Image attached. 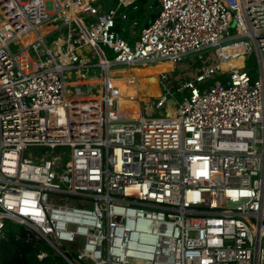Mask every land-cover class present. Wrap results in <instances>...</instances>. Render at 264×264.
<instances>
[{"label": "built area", "instance_id": "obj_1", "mask_svg": "<svg viewBox=\"0 0 264 264\" xmlns=\"http://www.w3.org/2000/svg\"><path fill=\"white\" fill-rule=\"evenodd\" d=\"M99 1L0 0V243L12 223L68 264H264V0H157L134 40L137 0ZM161 63L160 95L122 115L112 67Z\"/></svg>", "mask_w": 264, "mask_h": 264}, {"label": "bare ground", "instance_id": "obj_2", "mask_svg": "<svg viewBox=\"0 0 264 264\" xmlns=\"http://www.w3.org/2000/svg\"><path fill=\"white\" fill-rule=\"evenodd\" d=\"M232 3V0H227ZM1 12V10H0ZM78 9L72 7L67 11V16L72 19L77 17ZM6 20L0 21V28L5 24ZM52 21L46 20L38 28L41 35H45L52 30ZM36 38L35 32H28L21 41L23 44L28 45ZM60 45V42H58ZM55 46H53V49ZM228 51V50H227ZM233 66H242V59H237L231 62ZM226 67V64H224ZM171 69V64L161 63L156 66H146L143 68H134L121 70L117 72H111L110 78L115 89V95L120 96L117 102L118 111L122 115H126L129 118H138L140 116V103L136 99H129L127 95L134 96L140 94L139 98L143 97H157L160 95L159 84L157 76L165 71ZM100 78H91L86 80H80L73 82L72 84H101ZM145 91V92H144ZM143 96V97H142ZM148 101V100H147ZM172 110H170L171 113Z\"/></svg>", "mask_w": 264, "mask_h": 264}, {"label": "trees", "instance_id": "obj_3", "mask_svg": "<svg viewBox=\"0 0 264 264\" xmlns=\"http://www.w3.org/2000/svg\"><path fill=\"white\" fill-rule=\"evenodd\" d=\"M122 25H117L122 32ZM7 238L0 243V264H68L62 257L53 256V250L42 240H26V231L22 226L8 224ZM48 255L40 261L38 254Z\"/></svg>", "mask_w": 264, "mask_h": 264}, {"label": "rangeland", "instance_id": "obj_4", "mask_svg": "<svg viewBox=\"0 0 264 264\" xmlns=\"http://www.w3.org/2000/svg\"><path fill=\"white\" fill-rule=\"evenodd\" d=\"M156 0H149V3L153 4ZM144 6V5H143ZM142 6V15L140 16V27L137 28L135 30V33H136V36H133L134 38H138L139 35H140V28L147 25L148 23H150L152 21L151 17L153 15V10L151 9L150 10V7H147V6ZM145 14V15H144ZM1 19V17H0ZM57 38V35H54V36H51V37H48L46 40H47V44H52V42ZM127 39H129L127 37ZM13 48H16L15 46H13ZM105 52V55L106 57L113 61L114 57H115V54L114 52L108 48V47H103L102 48ZM214 48L212 49H206L204 51H202L201 53H197V54H192V55H189L188 57H186V60L184 61L185 64L187 63H190V65L192 67H197L200 65V61L198 60L197 62H193L194 60H196L198 58L199 55H203V56H209L211 53L214 52ZM82 55H85L90 62H92L93 64H97L99 62V57L97 55L94 56L92 50H87V51H83L82 52ZM244 63L246 64L247 68L252 71V73L254 74V76H257V73H258V70H257V67H258V63H257V58L255 56V53H252L250 54L249 58L244 61ZM121 68H124L123 66H114L112 67V70H117V69H121ZM140 68V67H139ZM85 72V70H84ZM103 71L100 69V68H94L91 70V72L89 74L86 75V78L88 77H95V76H98V77H102L103 75ZM75 76L72 77L71 80H75ZM84 85V84H83ZM85 89H87V87H84ZM145 92V91H144ZM176 99L178 101H181L182 100V97L180 94H176ZM152 102H155V99H151ZM146 103L144 102V108L145 110L147 111L149 109L150 106H152V103ZM155 106H153V115L154 116H159L161 114H164L163 111H159V110H156L154 108ZM15 226V224H13ZM263 248H264V240H263Z\"/></svg>", "mask_w": 264, "mask_h": 264}, {"label": "crops", "instance_id": "obj_5", "mask_svg": "<svg viewBox=\"0 0 264 264\" xmlns=\"http://www.w3.org/2000/svg\"><path fill=\"white\" fill-rule=\"evenodd\" d=\"M118 2H119V0H100L97 4L100 6L101 10L105 11V10L116 7L118 5ZM155 2H157V0ZM155 2L153 4H151V3H149V0H137L136 4L139 7L137 10H134L133 5L126 7V8H124V7L121 8V11L128 15L129 20H127L126 22H123V23H119V24L122 25V28H123L122 32L124 34H126L128 38L136 36L135 30L140 27V16L142 15L141 13L143 11L142 6L144 5V6L150 7V10L152 9L153 13H154ZM134 21H137L139 23L138 27H136V28L132 25V23ZM131 39L134 40L135 38H131ZM140 68H143V67H140ZM121 70L122 69H120V70L117 69V71H121Z\"/></svg>", "mask_w": 264, "mask_h": 264}, {"label": "water", "instance_id": "obj_6", "mask_svg": "<svg viewBox=\"0 0 264 264\" xmlns=\"http://www.w3.org/2000/svg\"><path fill=\"white\" fill-rule=\"evenodd\" d=\"M154 13H153V15H152V17H151V19H152V21L155 19V17L157 16V14L159 13V4H158V2H155V4H154ZM88 92H90V91H92L93 93H94V90H91L90 88H88V90H87ZM172 101H170V103H171Z\"/></svg>", "mask_w": 264, "mask_h": 264}]
</instances>
